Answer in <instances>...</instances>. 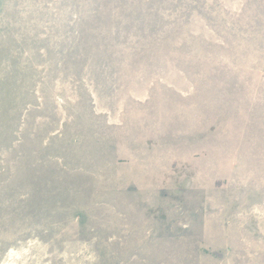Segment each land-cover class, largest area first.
Returning a JSON list of instances; mask_svg holds the SVG:
<instances>
[{"label": "rangeland", "instance_id": "1", "mask_svg": "<svg viewBox=\"0 0 264 264\" xmlns=\"http://www.w3.org/2000/svg\"><path fill=\"white\" fill-rule=\"evenodd\" d=\"M0 264H264V0H0Z\"/></svg>", "mask_w": 264, "mask_h": 264}]
</instances>
